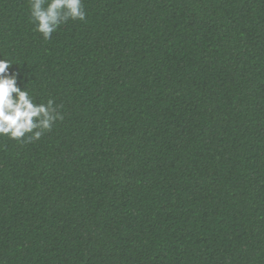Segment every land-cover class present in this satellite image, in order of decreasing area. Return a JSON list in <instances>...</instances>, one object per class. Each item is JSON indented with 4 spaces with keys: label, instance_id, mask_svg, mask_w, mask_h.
<instances>
[{
    "label": "trees",
    "instance_id": "trees-1",
    "mask_svg": "<svg viewBox=\"0 0 264 264\" xmlns=\"http://www.w3.org/2000/svg\"><path fill=\"white\" fill-rule=\"evenodd\" d=\"M82 4L45 40L0 0V59L63 116L0 136V264H264V0Z\"/></svg>",
    "mask_w": 264,
    "mask_h": 264
},
{
    "label": "clouds",
    "instance_id": "clouds-1",
    "mask_svg": "<svg viewBox=\"0 0 264 264\" xmlns=\"http://www.w3.org/2000/svg\"><path fill=\"white\" fill-rule=\"evenodd\" d=\"M29 10L30 21L45 40L69 19L86 18L82 0H29ZM11 65L8 59H0V136L17 141L24 137L38 140L63 116L52 99L36 103L28 91L21 90L17 86L19 72L9 73Z\"/></svg>",
    "mask_w": 264,
    "mask_h": 264
}]
</instances>
